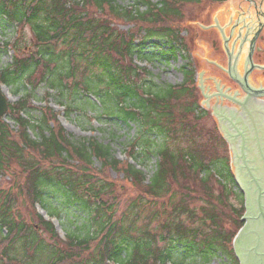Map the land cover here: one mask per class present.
I'll return each mask as SVG.
<instances>
[{"label":"trees","instance_id":"1","mask_svg":"<svg viewBox=\"0 0 264 264\" xmlns=\"http://www.w3.org/2000/svg\"><path fill=\"white\" fill-rule=\"evenodd\" d=\"M189 1L201 0H132L128 8L114 0H0V24L14 26L21 39L25 28L31 33L29 44L15 40L11 62L0 69V84L22 94L8 103L14 127L0 120V177L12 178L7 187L0 179V264H206L211 255L239 264L232 241L243 224L244 194L217 124L202 125L207 115L193 68L182 67L179 85L163 87L133 58L147 56L142 45L151 38L165 41V51L151 53L165 61L186 51L181 30L167 22L181 18ZM111 15L134 29L118 30ZM40 84L61 95H94L107 119L134 124L126 160L96 138L72 141L51 107L31 104ZM151 156L159 160L145 183L130 160L144 165ZM107 168L137 195L119 200ZM13 188L52 216L66 214L76 234L62 240L35 211L23 218Z\"/></svg>","mask_w":264,"mask_h":264},{"label":"rangeland","instance_id":"2","mask_svg":"<svg viewBox=\"0 0 264 264\" xmlns=\"http://www.w3.org/2000/svg\"><path fill=\"white\" fill-rule=\"evenodd\" d=\"M155 1L157 2L158 0H151L153 3ZM255 1L257 3L260 2V0ZM114 2L125 8L133 5L132 0H114ZM238 5L250 6L251 3L246 0H201L198 1V3L191 1L184 3L180 9L181 18H177V20L170 19L167 24L181 30L180 34L183 38L184 45H186V51L185 49L178 48L173 57H169L168 60L165 61L160 57H155V54H151L156 53L158 50L165 51L167 47L160 45L165 41L162 40V42H159L158 39L151 38L146 40L142 45V53L147 56L144 59L133 57L138 66L147 68L151 74V79L154 80L156 85L163 87L169 85H179L185 80V77L182 74V67L187 68L188 66H191V68H193L192 77L196 87L195 93L196 97L199 98L200 103L199 109L204 110L207 115L205 118L206 122L203 121L202 125L205 123L209 126L211 124H217L218 130H220L223 138L224 133L220 129L214 110L211 108L217 103L220 105H230L226 99L218 102L217 97L214 95L218 88L220 89V92H227V90H229L228 78L224 73L218 70L212 62L215 61L219 65L225 66V54L222 52V43L219 32L217 31V26L223 24L222 11H225L231 6L236 7ZM262 8H264V4ZM140 10H144V7H140ZM110 19L113 22V26L122 32H130L131 29H134L135 27L132 24L133 22H128L124 19L119 20L113 15H111ZM15 29L16 28L14 26L0 24V69L11 62L14 55L11 50V46L14 44L16 39L21 43L27 41L29 44L31 42L29 41L31 33L27 28L23 31L24 35H22V39L19 37V32ZM143 33L144 32H141V35H143ZM23 39L25 40L23 41ZM213 43H215L214 46ZM256 73L257 72H254L252 77L255 76L256 78ZM198 77L204 78L202 87L207 97H203L200 93V89L198 87ZM216 81H219V84H216ZM253 82L255 83L256 79H253ZM3 91L5 95L9 96L10 102L12 103L16 102L22 95L21 91L15 92L14 89L8 85L3 87ZM62 94L63 95L59 94L55 89H48L44 84H40L32 94L33 97L31 104L37 108H39V106L44 107L45 105H48V107H51L54 111H56L57 116H59V123L64 127L65 132L72 141L75 142L84 138H96V140L101 142L103 145L108 144V146H110L113 157L117 160L119 159L121 161H125L126 152L129 146L128 144L131 143L133 138L137 135L136 126L134 124H130L128 127L119 121L111 119V117L107 119V116L102 115V110L96 102L95 97L87 96L84 93L75 97V95L72 93L70 94L67 89L64 90ZM38 110H33L30 113L32 119L37 118L39 115ZM30 134L32 137L34 136L32 132H30ZM154 141L155 144H160L161 142L159 138L154 139ZM227 151L230 158L229 146ZM130 162L137 166V168L144 173L145 177L150 178L156 167L155 164L157 162V158L156 156H151L149 160L143 163L144 165L141 163L138 164L133 160H130ZM93 167L100 168V163L96 160ZM17 171H19V169L14 166L11 172ZM104 171L107 175V179L115 185L116 194L119 196V200L137 195L135 186H133L129 181H125L121 173H117L110 168L104 169ZM10 174L11 173L7 175ZM0 179L6 181L3 186L7 187L12 178L10 177L9 179L7 176H2ZM239 189L240 188L238 187V191ZM232 190L233 192H237V186H232ZM12 191L14 194H17L14 203L16 207L14 209L23 218L28 220L29 216H32L34 211L38 212L43 217L47 216L45 214V210L43 211L36 205L32 206L23 194H19L17 192V188H13ZM230 202L234 206H238L235 197L232 196L230 198ZM244 213L245 209L241 215ZM58 219H52V223L55 225L57 233L62 238H64L68 232H75L76 234L75 225L67 219L66 214L61 213ZM77 224L81 225L82 223L77 220ZM225 226L228 228H234L230 222H226ZM2 230L5 231V229ZM42 236L46 238L45 240L48 243L51 242L48 240L49 236H47L46 233H42ZM207 261L208 262L206 264H228L227 259L222 255H211ZM197 262L202 263L203 261L198 260Z\"/></svg>","mask_w":264,"mask_h":264},{"label":"flooded vegetation","instance_id":"3","mask_svg":"<svg viewBox=\"0 0 264 264\" xmlns=\"http://www.w3.org/2000/svg\"><path fill=\"white\" fill-rule=\"evenodd\" d=\"M246 1L251 5L222 11L223 25L217 26L225 66L211 62L228 78L229 90L218 88L214 95L230 105L217 103L211 109L234 151L235 182L244 194L245 230L235 248L237 260L264 264V8L263 0ZM198 78L200 93L207 97L204 78Z\"/></svg>","mask_w":264,"mask_h":264},{"label":"water","instance_id":"4","mask_svg":"<svg viewBox=\"0 0 264 264\" xmlns=\"http://www.w3.org/2000/svg\"><path fill=\"white\" fill-rule=\"evenodd\" d=\"M258 90V89H257ZM258 92H262V90H258ZM7 109H8V107H7V102H6V97L5 96H3L2 95V93H1V91H0V119H1V117H3L5 114H6V112H7ZM224 135V134H223ZM224 139H225V137H224ZM228 143V142H227ZM228 146H229V151H230V162L232 161V153H234V151H233V149H232V146L231 145H229V143H228ZM231 168H233L232 166H231ZM232 171H233V169H232ZM244 215V214H243ZM243 215H242V217H243ZM241 217V218H242ZM243 220H245L244 218H243ZM244 230H245V227H244V225H243V227L241 228V230L237 233V235L234 237L235 239L233 240V247L234 248H236V246H237V243H238V241L241 239V236H242V234L244 233Z\"/></svg>","mask_w":264,"mask_h":264}]
</instances>
